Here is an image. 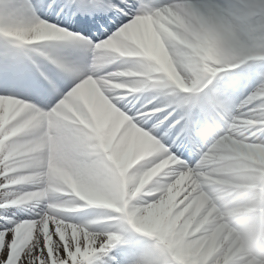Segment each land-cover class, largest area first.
<instances>
[{"label": "clouds", "instance_id": "9594fccd", "mask_svg": "<svg viewBox=\"0 0 264 264\" xmlns=\"http://www.w3.org/2000/svg\"><path fill=\"white\" fill-rule=\"evenodd\" d=\"M126 27L98 63L103 75L89 76L50 111L0 95V129L6 116H22L18 128L25 136L9 146L12 156L0 172V209H40V221L35 227L25 222L21 234L37 245V232L52 241L53 226L72 239L78 231L84 238L94 234L60 218L90 210V225L102 230L114 227L105 218L116 220L150 238L166 264H197L210 249L217 250L218 264H250L239 242L243 236H250L252 258L264 264V93L254 107L228 98L223 135L207 154L197 198L188 204L184 185L190 187L191 178L182 174L170 182L176 158L154 162L159 141L118 106L145 93L175 102L194 82L264 56V50H254L232 19L190 5L162 3ZM69 34L36 15L34 22L0 36L26 54L44 56L51 54V42Z\"/></svg>", "mask_w": 264, "mask_h": 264}, {"label": "snow or ice", "instance_id": "6c2138e0", "mask_svg": "<svg viewBox=\"0 0 264 264\" xmlns=\"http://www.w3.org/2000/svg\"><path fill=\"white\" fill-rule=\"evenodd\" d=\"M71 3L75 4L79 11L84 13L117 8V6L112 3V0H71ZM162 3H164L162 0H155L154 6L150 7L144 3V0H135L134 3H130L129 0H122L117 11H123L127 8L131 12L133 18L130 22L126 23V25L120 27L111 38L99 43H94L79 34H73L71 31H68L70 34L61 41H68L76 47L93 51L94 59L91 67L87 73H85L71 69L55 54L51 53L46 55V58L58 68L70 71L76 78L75 86L68 91L66 95L57 92V95L62 97L59 101L70 98L72 90L76 88L77 85L83 86L82 82H85L89 76L95 77L103 75V73L96 70L98 63L107 55L110 46H115L122 40L124 33L127 31L126 26L135 21L138 16L154 14L157 8L161 7ZM166 3L172 6L190 5L194 9L206 10L217 15L227 16L246 32V42L251 45L254 50H264V0H229V3L224 7L212 4L194 3L192 0H167ZM132 9L137 10L131 11ZM128 14L129 12H125V15ZM35 18L36 12L34 9L21 10L16 8H0V30L6 32L27 26L34 22ZM0 38L3 37L0 36ZM16 59L17 57L10 53H4L0 56V61L4 63ZM241 65L247 66L249 70L264 65V56L245 59L240 63L225 67L219 74L214 73L203 81L194 82L190 85L191 91L183 93L185 95H182L179 100L169 102V107L174 104L176 108L183 110V115L180 120L174 121L172 124L168 125L167 131L159 138H157L159 136V130L161 126L165 125V121L169 119L171 113L163 119L156 118V122L146 130L159 141L161 146L160 154L154 162H159V160L173 156L176 158L174 160V166L170 169V182L181 179L182 174H184V180L191 178L189 181L191 186L189 187L188 184L184 185V187L187 188V191L184 192V196L188 197L185 201L186 204L191 203L197 198L194 189L197 188L199 184V173L203 169L204 161L207 159V154L213 147L216 138L219 135H223L220 130V125L224 124V118L227 117V111L225 110L226 105L231 107V101L228 100V97H226L218 87L213 86L208 91L204 90L207 89L210 84H213V81L224 80L225 77L231 74L230 69L239 68ZM262 84H264V67H261V70L255 73L249 71L250 93L256 94H247L243 98V103L245 105L248 107L255 106L258 102V97L261 93H264V88H261L260 92H257V88ZM51 104L55 106L57 104L56 100H53ZM54 106H51L50 110ZM121 107H124V105L121 104ZM153 109H161L158 112L164 111V109L156 106H153ZM152 110L149 111L147 106H145L132 116L136 119V123L145 129L144 126L148 125V122L153 120L155 113H157L152 112ZM125 111H127V109ZM22 120V116H16L14 118L6 116L4 119V126L0 129V139L3 140V144L0 145V172L5 171L6 167H8V161L12 156V153L9 151V146L19 143L25 138L24 133L20 132L18 128ZM181 120L184 121V124L177 133V139L187 141L193 151L200 157L199 162L194 166L178 159L170 148L166 146V143L162 142L168 138L169 134L177 124H180ZM0 183H3L2 179H0ZM16 187H19V185ZM200 199L203 198L201 197ZM8 213L9 212L0 209V264H97L98 261H100L101 264H107L105 258L111 259L113 264H115V258L111 255L112 252L117 247L127 243L120 234L127 229L119 227L117 221L114 219H111L114 227L100 230L90 225L87 222L88 220L83 223L68 222L70 215L61 216L60 218L64 219L66 223L77 225L78 229L87 228L89 233L94 234H90L87 238H84L83 232L78 231L76 237L72 239L62 231L57 232L56 227L53 226L51 242L45 239L44 235L37 232L36 235L39 238L38 245L36 240H32L31 243H28L26 240L21 239L23 226L25 222H28L35 227V222L40 221L43 213L40 209H35L28 213L30 219L27 220L10 218ZM239 242L241 244V249L248 252L250 264H261L260 261L252 258L253 253L250 236L241 237ZM225 259H228L227 254H225ZM132 264H166V262H162L157 254L155 259H146L141 256L138 259H134ZM197 264H218L217 250L210 249Z\"/></svg>", "mask_w": 264, "mask_h": 264}, {"label": "bare ground", "instance_id": "6f19581e", "mask_svg": "<svg viewBox=\"0 0 264 264\" xmlns=\"http://www.w3.org/2000/svg\"><path fill=\"white\" fill-rule=\"evenodd\" d=\"M134 2H135V0L130 1V3H134ZM162 2L166 3L167 0H162ZM192 2L201 3V4L219 5L221 7H224L227 3H229V0H192ZM144 3L147 4L148 6L152 7L155 4V0H144ZM0 4L2 5V8H16V9H21V10L34 9L36 12V15H39L42 19H46L45 17L47 16V14L49 12L53 11L54 14L56 15L55 19L58 21L64 22L66 25L78 26L79 24L77 23V20L74 18H79L81 20V22L85 21L84 17H82L80 14H76V13L72 12L73 10L70 13L63 11V13L60 14L59 13V6L54 5L53 7L49 8L48 6H49V4H51V0H0ZM136 10L137 9H135V10L132 9L131 11H136ZM126 11L129 12L128 16H130L132 19L133 17L131 15V12L127 8H126ZM93 18L98 20L97 23L99 26H101L103 24L106 26V22L109 23V25H110L112 20L115 19L114 16H110V19H111L110 20L108 18V16L104 15V14L93 16ZM46 20H48V19H46ZM48 21H50V20H48ZM123 26L124 25H122L121 27H123ZM118 30H116V31H118ZM10 31L11 30L4 32L3 30H0V32H2V33H7ZM92 32L99 34L101 31L99 29H98V31H96L95 28H92ZM115 32L112 33V35H114ZM111 36H109L108 38H111ZM108 38H106V39H108ZM106 39L100 40L96 43L102 42ZM51 43H52V49H57V48L63 47L56 42H51ZM65 44L66 45H73L71 42H68V41H65ZM72 49L75 52L77 51V49H75V48H72ZM18 50H19V48L8 43L3 38H0V56H2L4 53H10V54H14L16 56ZM33 54L35 55V53H33ZM73 54L74 53H72V55ZM10 62H12V61H10ZM5 64L7 66L10 65L9 62L5 63ZM261 67H264V65L257 66L255 68H252L251 70H249V68L245 65H241L239 68L231 69L230 70L231 74L229 76L225 77L224 80H221V81H213V84H210L208 86V88L205 89L204 91H208L213 86H216L224 93V95L226 97H228V98L230 97L238 103L240 99H243L251 91V88L249 87V79L244 78V77L249 76V71H251L252 73H255V72L261 70ZM6 73H7V75H2L6 79L2 80L3 82H0V95H11V96L18 95V96H20L26 100H31V101L35 100L34 103H36L37 106L41 107L45 111L50 110V107L54 106L51 104V102H52L51 100L52 99L55 100V98H53L52 95L44 96L43 93H41L34 86H17L15 84H13L9 79V78H12V77H9V76H11L12 71L8 70ZM48 84L52 85L53 82L48 81ZM182 95H185V94H182ZM147 99H148V97H147ZM125 100H127L128 102H134L131 97H127ZM153 100H157L158 106L169 105V101L163 97H159V98H156ZM133 105H135V102ZM118 106H121V105H118ZM122 108H123V110L127 109L126 112L129 111V108H127L126 106H124ZM171 110H172L171 111L172 116L178 115L181 117L183 115V110L176 108L174 104L172 105ZM165 116H167V115H161V112L155 113L154 119L150 120L148 122V125H145V127H147V129H148L151 125H153L155 123L156 118H158V117L164 118ZM183 124H184V121L181 122L180 124H177L179 126L178 132H179V130ZM178 142H180V140H178ZM180 146L182 147V149L184 151H190L191 152L192 147L190 145L186 144V141H182L180 143ZM171 151H173V150H171ZM191 154L195 155V153H191ZM184 162H187L191 165L190 159H186ZM88 211L89 210H85L84 212H88ZM78 214H80V213L71 214L68 222L76 223L75 221H76V217ZM8 215L10 218L20 219V217L24 216L25 218L30 219L28 213L20 212L16 209L15 210L12 209L11 211H9ZM80 215H83V213H81ZM90 219H92V218H90ZM77 220L78 221H81V220L87 221V219L82 218V217H79ZM85 221H83V222H85ZM106 221H107V223L109 222L110 225L112 224L110 219H107ZM83 222H81V223H83ZM131 230H132L131 228H128L126 231L120 233L123 236V238L127 241V243L117 247L112 252L111 255H112V257L115 258V264H132L134 259H138L141 256H143L146 259H155L156 255H157L155 245L148 243L147 239H144V238L141 240H138V241L134 240V238H132L130 236V232H133ZM132 240L137 242L135 245L136 247H133L130 244V243H132ZM105 261L107 262V264H113V261L111 259L105 258ZM97 264H101V262L98 261Z\"/></svg>", "mask_w": 264, "mask_h": 264}, {"label": "rangeland", "instance_id": "374dc122", "mask_svg": "<svg viewBox=\"0 0 264 264\" xmlns=\"http://www.w3.org/2000/svg\"><path fill=\"white\" fill-rule=\"evenodd\" d=\"M0 8H2V5L0 4ZM127 20H123V21H121L120 23H121V25L122 24H124L125 22H126ZM120 26V24L119 25H117V26H115V28H113L112 30L110 29L109 30V32L107 33V34H105V35H103V37L104 38H106L107 36H108V34L110 33V32H113L114 30L116 31V28H118ZM135 99H138V98H135ZM141 106V104H139L138 105V108H137V110L136 111H134V112H131L130 113V115L132 116L134 113H138L141 109H139V107ZM144 106H147V108H148V110H152L153 109V105H144ZM142 108H143V106H142ZM159 119H162V118H159ZM156 122V121H155ZM145 130H147V127H145ZM164 131V130H163ZM160 136H162L163 134L162 133H160L159 134ZM167 142H164V143H166V146H168L169 148H171L172 147V144H171V140H168V138H167V140H166ZM198 163V162H197ZM196 164V161H194L193 162V166ZM81 213H83V215H80ZM80 214H78L77 215V217H76V223H81V222H83V221H85V220H81V221H78L77 219L79 218V217H82V218H85V219H90V218H94V213L92 212V211H88V212H81ZM27 219H29V218H25L24 216H22V217H20V220H27ZM108 218H105L104 220H107ZM111 220V219H110ZM104 222V221H103ZM112 222V221H111ZM104 224H106V225H110V223L108 222H104ZM131 235H135V236H137V237H139V238H143V236L141 235V234H139V233H133V234H131ZM148 239V241H149V243L151 244H154V242L153 241H151V239L150 238H147ZM132 245H135V242H133L132 243Z\"/></svg>", "mask_w": 264, "mask_h": 264}]
</instances>
